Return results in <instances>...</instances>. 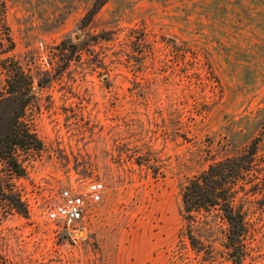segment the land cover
Wrapping results in <instances>:
<instances>
[{"label":"rangeland","instance_id":"obj_1","mask_svg":"<svg viewBox=\"0 0 264 264\" xmlns=\"http://www.w3.org/2000/svg\"><path fill=\"white\" fill-rule=\"evenodd\" d=\"M3 3L40 147L17 153L23 178L0 165V264H231L221 214L186 222L181 194L254 142L233 208L244 264H264V0H108L88 21L95 0ZM85 182L104 186L102 202L79 223L47 222L57 193Z\"/></svg>","mask_w":264,"mask_h":264},{"label":"trees","instance_id":"obj_2","mask_svg":"<svg viewBox=\"0 0 264 264\" xmlns=\"http://www.w3.org/2000/svg\"><path fill=\"white\" fill-rule=\"evenodd\" d=\"M108 0H95L94 9L88 14L87 21L94 12ZM5 8L0 0V67L5 75V90L0 94V165L7 173L16 178L24 177V169L17 159L20 151L39 150L40 143L26 120V111L36 99L33 91L34 80L29 72L22 69L11 55L14 46L4 22ZM70 53H74L71 51ZM71 56V55H70ZM71 58V57H70ZM70 61V59H68ZM51 82L50 77L38 79L36 86L42 88ZM255 142L245 157L223 159L210 164L207 169L192 177L181 194L183 220L191 222L192 215L200 211L217 210L227 226L224 248L231 264H244L247 257L248 230L244 215L233 208L232 187L243 178L248 165L255 156ZM0 171V197L5 196ZM11 193V191L9 190ZM9 201L10 206L25 214L19 201ZM190 247L199 253L201 247L190 232L186 235Z\"/></svg>","mask_w":264,"mask_h":264},{"label":"built area","instance_id":"obj_3","mask_svg":"<svg viewBox=\"0 0 264 264\" xmlns=\"http://www.w3.org/2000/svg\"><path fill=\"white\" fill-rule=\"evenodd\" d=\"M104 193V186L97 182H85L80 187L70 185L63 188L46 209L45 219L49 223L67 226L79 223L102 202Z\"/></svg>","mask_w":264,"mask_h":264}]
</instances>
